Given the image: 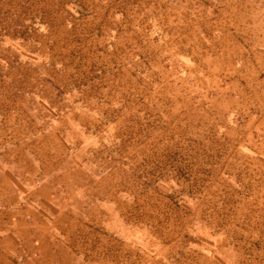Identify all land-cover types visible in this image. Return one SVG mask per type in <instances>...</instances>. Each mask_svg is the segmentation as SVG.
Returning <instances> with one entry per match:
<instances>
[{
	"label": "rangeland",
	"instance_id": "374dc122",
	"mask_svg": "<svg viewBox=\"0 0 264 264\" xmlns=\"http://www.w3.org/2000/svg\"><path fill=\"white\" fill-rule=\"evenodd\" d=\"M13 156L78 264H264V0H0Z\"/></svg>",
	"mask_w": 264,
	"mask_h": 264
},
{
	"label": "crops",
	"instance_id": "0c3cea01",
	"mask_svg": "<svg viewBox=\"0 0 264 264\" xmlns=\"http://www.w3.org/2000/svg\"><path fill=\"white\" fill-rule=\"evenodd\" d=\"M57 173L45 174L30 156L0 157V264L79 263V252L62 231L71 217L83 215L80 188L66 199L59 196Z\"/></svg>",
	"mask_w": 264,
	"mask_h": 264
}]
</instances>
